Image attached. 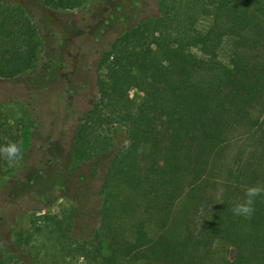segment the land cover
Wrapping results in <instances>:
<instances>
[{"label": "trees", "instance_id": "1", "mask_svg": "<svg viewBox=\"0 0 264 264\" xmlns=\"http://www.w3.org/2000/svg\"><path fill=\"white\" fill-rule=\"evenodd\" d=\"M39 1L55 10L83 3ZM132 7L100 59L98 99L73 142L72 157L102 177L82 194L85 235L78 241L52 219L55 243L84 264H264V225L252 222L264 193L251 218L232 212L247 187H264V0H156L144 19ZM34 21L0 7V78L36 68ZM131 88L144 95L139 106ZM117 128L124 139L112 145L102 134Z\"/></svg>", "mask_w": 264, "mask_h": 264}, {"label": "rangeland", "instance_id": "2", "mask_svg": "<svg viewBox=\"0 0 264 264\" xmlns=\"http://www.w3.org/2000/svg\"><path fill=\"white\" fill-rule=\"evenodd\" d=\"M109 2L83 0L74 10H55L39 0H0L3 9L32 13L40 44L33 71L16 80L0 78V142L11 144L12 136L22 147L13 163L3 155L0 160V264H84L66 257L75 255L62 252L48 225L56 219L74 239L85 235L82 194L98 190L102 177L72 157L73 142L98 99L100 59L133 17V4L141 6L140 19L157 10L156 0H121V11L111 14ZM223 49L227 52L228 44ZM178 62L184 66L187 60L181 56ZM4 67L0 59V72ZM129 96L136 106L144 98L135 88ZM102 135L112 145L124 139L120 128ZM252 222L264 225V214ZM227 258H235L233 249Z\"/></svg>", "mask_w": 264, "mask_h": 264}, {"label": "clouds", "instance_id": "3", "mask_svg": "<svg viewBox=\"0 0 264 264\" xmlns=\"http://www.w3.org/2000/svg\"><path fill=\"white\" fill-rule=\"evenodd\" d=\"M22 147L16 143L9 144L4 147H0V155H3L8 162L11 164L18 160L20 157ZM261 193H264V187L259 185L249 186L246 188L244 193V200L242 203H237L233 208L232 212L236 216H243L245 218H251L254 213V202L255 198Z\"/></svg>", "mask_w": 264, "mask_h": 264}]
</instances>
